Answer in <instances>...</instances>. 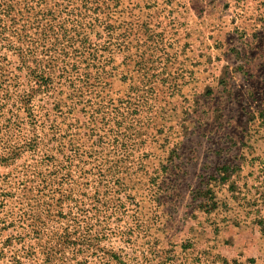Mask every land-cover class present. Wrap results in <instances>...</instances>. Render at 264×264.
<instances>
[{
    "label": "rangeland",
    "instance_id": "rangeland-1",
    "mask_svg": "<svg viewBox=\"0 0 264 264\" xmlns=\"http://www.w3.org/2000/svg\"><path fill=\"white\" fill-rule=\"evenodd\" d=\"M0 264H264V0H0Z\"/></svg>",
    "mask_w": 264,
    "mask_h": 264
}]
</instances>
